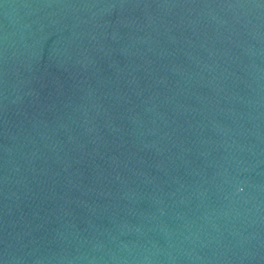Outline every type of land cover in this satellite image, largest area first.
Wrapping results in <instances>:
<instances>
[{
	"label": "water",
	"instance_id": "1",
	"mask_svg": "<svg viewBox=\"0 0 264 264\" xmlns=\"http://www.w3.org/2000/svg\"><path fill=\"white\" fill-rule=\"evenodd\" d=\"M0 264H264V0H0Z\"/></svg>",
	"mask_w": 264,
	"mask_h": 264
}]
</instances>
